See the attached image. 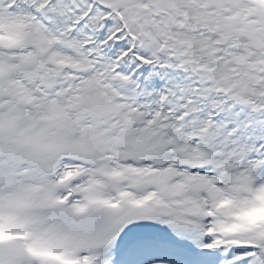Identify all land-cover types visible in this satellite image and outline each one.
I'll return each instance as SVG.
<instances>
[{
  "label": "snow or ice",
  "instance_id": "1",
  "mask_svg": "<svg viewBox=\"0 0 264 264\" xmlns=\"http://www.w3.org/2000/svg\"><path fill=\"white\" fill-rule=\"evenodd\" d=\"M0 264H264V0H0Z\"/></svg>",
  "mask_w": 264,
  "mask_h": 264
}]
</instances>
